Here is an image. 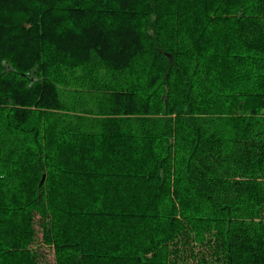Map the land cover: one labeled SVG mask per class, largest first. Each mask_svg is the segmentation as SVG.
<instances>
[{
  "label": "trees",
  "instance_id": "trees-1",
  "mask_svg": "<svg viewBox=\"0 0 264 264\" xmlns=\"http://www.w3.org/2000/svg\"><path fill=\"white\" fill-rule=\"evenodd\" d=\"M264 264V0H0V264Z\"/></svg>",
  "mask_w": 264,
  "mask_h": 264
},
{
  "label": "rangeland",
  "instance_id": "rangeland-1",
  "mask_svg": "<svg viewBox=\"0 0 264 264\" xmlns=\"http://www.w3.org/2000/svg\"><path fill=\"white\" fill-rule=\"evenodd\" d=\"M34 229L36 231V241L34 243V248L38 251L39 262L42 264H54L52 250L41 243V227L37 221L34 223Z\"/></svg>",
  "mask_w": 264,
  "mask_h": 264
}]
</instances>
